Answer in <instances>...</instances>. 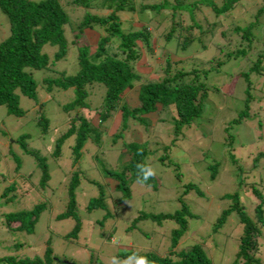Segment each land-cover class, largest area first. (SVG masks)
I'll use <instances>...</instances> for the list:
<instances>
[{
  "label": "rangeland",
  "instance_id": "obj_1",
  "mask_svg": "<svg viewBox=\"0 0 264 264\" xmlns=\"http://www.w3.org/2000/svg\"><path fill=\"white\" fill-rule=\"evenodd\" d=\"M182 1L187 3L191 0ZM59 2L69 19V24L64 26L68 42L65 56L57 60L51 69H29L35 82V97L32 99L17 93V105L23 110L22 114H10L4 105H0V256L40 254L46 241L52 254L62 260H71L77 264H85L89 255L96 256L105 264H113L114 259L116 264H136L135 258L115 255L127 249L148 250L156 254L165 253L169 246L168 234L174 226L171 220L157 222L150 218H140L133 223L131 221L139 211L152 214L171 212L179 205L177 197L182 185L191 182L198 187L201 194L195 195L188 190L182 194L181 199L196 216L187 219L186 230L175 248H184L193 242H201L202 238L208 239V245L203 244L202 246L211 262L229 264L236 237L241 228L233 219V213H230L219 231L211 232L212 221L221 207L229 203L228 199H222L220 196L223 193L237 190L245 212L253 217V202H250L249 192L246 189L250 188V184H254L257 188L259 186L264 195V73L250 74L251 99L248 103L247 115L241 117L236 123L227 124L236 116L237 111L242 107V99L245 97L243 91L245 84L242 78H234L231 82L229 77L232 72L250 65L253 57L251 54L253 55L255 50L251 49V54L246 53L239 58H230L217 69H209L206 72L203 78L208 91L201 114L192 122L191 127L182 129L181 134H178L168 151L163 152L166 154L165 160L157 159V155L162 153L161 147L167 146L174 135L168 109H163L160 113H149L147 117L150 123L147 129L137 123L127 124L122 130L124 141H147L145 159L155 175L153 176V188L135 181L129 182L130 199L124 205L115 206L113 204L114 199L119 196V192L113 189L115 181L103 177L91 166L90 157L97 151L91 143H86L87 150L82 152L78 160L79 181L73 191L75 212L80 221V227L75 236L65 237V233L73 226L74 220L71 217L55 218V215L63 210L67 201L65 186L69 171L74 167L69 163L68 145L71 143V137L63 141L56 158L49 157L48 153L52 148L53 139L68 125L69 117L62 110L61 105L72 98L73 91L71 88L46 90L42 87L44 84L41 79L56 75L60 70L67 73L74 71L75 45L83 43V39L77 38L74 44L71 43L70 40H74L71 27L80 18L84 8L75 5L71 0H59ZM136 2L152 3L158 0H136ZM213 2L218 5L220 0H213ZM260 4L261 0H240L237 10L216 16L212 14L209 6L200 5L196 16L200 19L208 18V21L215 23L211 28L213 30L212 41H218L224 52L226 49L234 48L235 38L229 41L222 39L219 31L226 30L230 22L240 19L247 20L248 15ZM181 13L185 19H188L186 11L183 10ZM156 17L146 22L147 28L154 30L152 56L148 61L143 60L142 57L138 62L146 66L142 69L140 67L142 65H138V68L143 70L147 78H155L156 72L161 73L160 69L153 70V65L157 62L161 63L162 57L166 54H171V60L178 59L176 56L182 59L179 65L183 67L195 65V67L205 68L209 64H214L210 60L211 57L220 54L216 48H199L194 41L185 50L173 48L170 41L163 45L162 34L166 28L163 24H155ZM6 33L7 20L0 11V38ZM95 36V33L91 32L88 42L92 43ZM203 41L206 44L209 43L206 42L207 37ZM43 48L51 47L44 45ZM52 50L45 49L48 55H51ZM151 62L152 64H149ZM135 87H131L125 94V100L130 105L137 104L134 98ZM96 91L99 89L93 87L86 98L90 105L96 104L97 94L99 95ZM71 111L74 112V110ZM78 111H81L91 121L97 119V114L92 109L90 112L84 108ZM39 114L47 119L44 131H41L39 125L36 124ZM104 124V126L98 125L101 138H105L106 142L108 139V143L103 145L106 151L103 150L101 156L107 167L117 168L120 162L128 158V153L121 151L120 139L111 143L109 135L119 126V111L112 112L111 118L107 119ZM19 134H26V146L44 156L49 177L42 187L38 185L40 170L34 159L31 155L23 153L18 145L12 142ZM105 134L109 137H105ZM228 137L232 141L229 144H227ZM99 148L97 147V150ZM7 150L17 157V161L13 159V155L4 154ZM228 151L233 154L242 172L237 171L236 164L231 162ZM258 152L262 155L256 158L255 167L251 169L252 159ZM213 161H217L218 165L214 177L210 178L207 164ZM17 162L19 166L14 171ZM9 181H13L14 187L2 192L3 186ZM257 182H259L258 185H256ZM95 183L106 187L108 193L104 200L105 206L86 209L88 198L97 194ZM38 202H42L43 207L38 212L32 231L8 230L2 226L4 213L30 209ZM262 210L264 218V207ZM107 212H109L108 215ZM257 255L264 258L263 239H259Z\"/></svg>",
  "mask_w": 264,
  "mask_h": 264
},
{
  "label": "trees",
  "instance_id": "obj_2",
  "mask_svg": "<svg viewBox=\"0 0 264 264\" xmlns=\"http://www.w3.org/2000/svg\"><path fill=\"white\" fill-rule=\"evenodd\" d=\"M71 1L84 8L80 18L71 27L74 38L70 40L71 43L74 44L77 38L83 39V43L75 45V69L71 73L60 70L56 75L41 79L44 84L42 87L46 90L71 88L73 91L72 98L61 105L62 110L69 117L68 125L53 139L52 148L48 153L49 157L56 158L63 141L71 137V143L68 145L69 163L74 167L69 171L65 186L67 201L63 210L55 215V218L71 217L74 220L73 226L65 233V237L75 236L80 227V221L75 212L73 191L79 181L78 160L82 152L87 150L86 143H91L97 151L90 157L91 166L103 177L115 181L113 189L119 192V196L114 199L113 204L115 206L124 205L130 199L129 182L135 181L146 187H154L153 177L143 182L137 180L139 173L137 166L149 167V162L145 159L148 143L147 141H124L122 130L129 122L140 124L142 128L147 129L150 123L147 117L149 113H160L163 109L169 110L174 135L167 146L161 147L162 153L157 155V159L165 160L166 154L163 152L168 151L178 134H181V130L191 127L192 122L201 114L208 91L203 77L209 69H217L228 59L239 58L246 53L251 54V49L255 50L254 54H251L253 57L251 63L249 60L250 65L232 72L229 77L231 82L234 78H242L245 84L243 90L245 97L242 99V107L237 111L236 116L227 122L228 125L238 122L241 117L247 115L248 103L251 99L250 74L264 73V0H261V4L251 14H247V20L240 19L230 22L226 30L219 31L222 39L229 41L235 38L234 48L226 49L224 52L218 41H212L213 30L211 28L215 23L208 21V18H197L196 15L200 10V5L209 6L214 16L225 15L237 10L240 0H220L218 5L213 0H191L187 3H183L182 0H158L152 3H140L136 0ZM183 10L187 12L188 19L182 16L181 11ZM0 11L7 20V33L0 38V105H4L8 113L20 115L23 110L17 105V93L32 99L35 97V82L29 69H51L57 60L65 56L68 42L64 26L69 24V19L59 0H0ZM153 17L157 18L155 24H163L166 28L162 34L163 45L170 41L173 48L185 50L194 41L199 48H216L220 54L211 57L210 60L214 64H209L205 68L195 67V65L183 67L179 65L182 59L176 56L178 59L171 60V54H166L162 57L161 63L157 62L153 65V70L160 69L161 73L156 72L155 78H147L142 72L146 66L138 62L142 57L143 60L148 61L152 56L154 30L148 29L147 23ZM91 32L96 35L92 43L88 42ZM206 37V42H209L207 44L203 41ZM44 45L51 48H43ZM45 49H51V55H48ZM138 65H142L140 66L142 69L138 68ZM134 86H136L134 98L137 104L130 105L125 100V94ZM93 87L99 89L96 91L99 95L97 94L96 104L90 105L86 98ZM80 108L88 112L92 109L97 114V119L91 121L81 111H78ZM115 110L119 111V126L116 131L109 134L110 140L113 143L120 139L121 151H126L128 158L120 162L117 168H110L104 164L105 161L101 156L105 150L103 145L108 143V139L106 142L105 138H101L98 125L104 126L105 121L111 118ZM36 124L39 125L41 131H44L47 119L39 114ZM25 141L26 134H19L12 142L16 143L23 153L32 156L40 170L38 185L42 187L49 177L44 156L39 155L35 149L28 148ZM229 142L232 141L228 137L227 144ZM97 147L100 148L97 150ZM4 154L13 155V159L17 161V157L10 150ZM260 154L262 155L258 152L252 159L251 169L255 167L256 158ZM228 155L231 162L236 164L237 171L242 172L233 154L228 151ZM217 165V161L207 164L210 178L214 177ZM18 166L19 162L15 164L14 171ZM88 181L93 183V181ZM258 184L259 182L256 183ZM95 185L97 194L88 198L86 209L105 206L104 200L108 193L106 187L99 183ZM250 185V188L246 190L249 192L250 202H253V217L245 212L237 190H233L220 196L222 199H228L229 203L221 207L210 226L211 232H218L230 213H233V219L240 226L229 264H264V258L257 255L259 239L264 240V228H262L264 226L262 215L264 195L259 186L257 188L254 184ZM13 187V181H9L3 186L2 192ZM188 190L195 195L201 194L198 187L187 182L182 185L181 192L178 194L177 208L171 212L156 214L139 211L131 221L133 223L140 218H150L157 222L171 220L174 226L169 231V246L165 253L156 254L148 250L127 249L115 255L135 259L146 257L152 264H213L202 246L203 244L208 245V239L202 238L201 242H193L184 248H175L186 230L187 219L196 216L181 199L182 194ZM42 207L43 203L38 202L30 209L4 213L1 224L8 230L30 232ZM106 214L108 215L109 212ZM211 240L214 239L211 238ZM0 264L77 263L62 260L52 254L46 241L40 254L22 256L5 254L0 256ZM85 264L105 263L96 256L89 255Z\"/></svg>",
  "mask_w": 264,
  "mask_h": 264
},
{
  "label": "clouds",
  "instance_id": "obj_3",
  "mask_svg": "<svg viewBox=\"0 0 264 264\" xmlns=\"http://www.w3.org/2000/svg\"><path fill=\"white\" fill-rule=\"evenodd\" d=\"M137 167L139 169V173L137 176L138 181H147L155 175V172L151 167H147L144 165H138ZM113 264H116L115 259L113 260ZM136 264H152V262L149 261L146 257H139L136 259Z\"/></svg>",
  "mask_w": 264,
  "mask_h": 264
}]
</instances>
